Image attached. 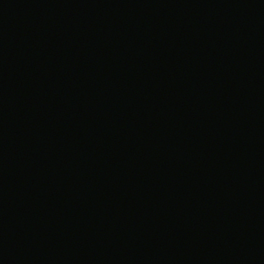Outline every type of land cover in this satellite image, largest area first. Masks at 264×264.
<instances>
[{"label":"water","instance_id":"water-1","mask_svg":"<svg viewBox=\"0 0 264 264\" xmlns=\"http://www.w3.org/2000/svg\"><path fill=\"white\" fill-rule=\"evenodd\" d=\"M0 264H264V0H0Z\"/></svg>","mask_w":264,"mask_h":264}]
</instances>
